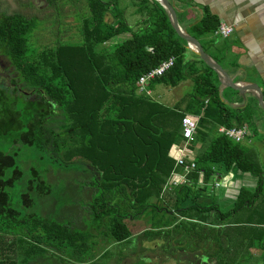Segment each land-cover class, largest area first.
Instances as JSON below:
<instances>
[{"label":"trees","instance_id":"obj_1","mask_svg":"<svg viewBox=\"0 0 264 264\" xmlns=\"http://www.w3.org/2000/svg\"><path fill=\"white\" fill-rule=\"evenodd\" d=\"M112 3L116 6V0ZM137 3L144 27L132 30L117 9L108 23L107 3L87 0L82 42L39 50L28 44L34 18L0 16V51L18 75L20 86L12 82L13 90L24 101L16 106V96L0 87V136L14 133V145L36 146L65 164L83 161L85 169L98 172L93 182L101 200L93 215L98 233L50 217L22 216L6 190L22 170L16 152L0 150V264H37L29 257L46 240L68 248L66 259L83 263L95 255L89 251L97 235L126 243L136 231L147 239H164L160 251L165 255L174 246L212 264H242L256 252L264 255V163L252 147L218 130L246 125L250 108L230 105L213 69L195 53L203 67L188 59L187 43L173 29L166 8L155 0ZM218 24L205 15L189 29L212 34ZM121 32L130 36L108 47L106 42ZM170 56L173 67L148 87L176 86L188 70L191 88L172 106L137 91L138 77ZM186 115L197 117L187 145L195 167L186 183L164 189L172 171H182L170 149L185 142L181 120ZM6 169H11L8 177ZM31 174L21 194L25 206L33 203L30 191L49 193L47 181L33 167ZM228 174L234 193H215L214 180ZM143 215L148 223L140 227Z\"/></svg>","mask_w":264,"mask_h":264},{"label":"rangeland","instance_id":"obj_2","mask_svg":"<svg viewBox=\"0 0 264 264\" xmlns=\"http://www.w3.org/2000/svg\"><path fill=\"white\" fill-rule=\"evenodd\" d=\"M103 1L107 3L104 20L108 23L113 22L116 9L113 6V0ZM12 13L35 19L36 26L30 35L28 44L30 49L39 50L46 46L82 42V18L89 15V10L87 0H0V16ZM129 36L130 33L121 32L118 36L109 39L106 42L107 46L111 48L115 43ZM189 51L192 57L188 59H195L203 67L204 61L199 62L193 54L195 52L191 49ZM186 73V77L176 86L154 84L152 89L147 87L146 89L149 90L147 95L151 99L172 106L191 88V76L188 70ZM12 82L20 86L17 73L14 72L7 57L0 51V87L8 89L9 94L16 96V106H23V96L19 90H13L15 85ZM137 91L140 90L137 89ZM251 122L252 118L246 124L248 128L252 127ZM260 136L261 134L256 132L251 136V145L247 138H244L242 143L252 147L259 162L264 163V145L260 144ZM15 137L14 133L8 137L0 136V150L16 152V166L22 170L21 178L12 186L6 187L10 195L11 206L17 209L22 216L35 214L50 217L60 222H67L74 229L98 233L99 231L95 229L97 223L93 218L101 201L97 198L100 189L93 182L98 172L92 170L91 167L85 169L88 166L80 160L65 164L60 157L55 158L36 146H23L19 143L14 145ZM173 152L176 153L174 149ZM32 167L47 181L49 193L38 195L30 191L33 203L25 206L21 194L28 189ZM10 173L11 169H6L4 177H8ZM146 216L143 215L137 225L146 226L148 223ZM135 227H131L132 230ZM163 240L147 239L136 231L128 242L117 243L99 234L96 237L95 249L92 248L89 251L95 255L90 254L89 259L83 263H78L74 259H66L65 252H68V248L55 247L56 241L46 240L41 244L43 249H37V253L34 257H29V261L37 264H212L199 253H184L175 249L174 246L168 251V255H165L160 251ZM148 257L151 259L149 263Z\"/></svg>","mask_w":264,"mask_h":264},{"label":"crops","instance_id":"obj_3","mask_svg":"<svg viewBox=\"0 0 264 264\" xmlns=\"http://www.w3.org/2000/svg\"><path fill=\"white\" fill-rule=\"evenodd\" d=\"M116 9L128 27L136 30L144 27V15L137 8V0H116ZM157 1V0H155ZM181 28L197 38L206 52L213 57L224 71L245 87L257 85L264 101V0H170ZM158 2V1H157ZM159 3V2H158ZM120 8L122 10H120ZM209 15L217 23L233 27L225 38L213 39L212 34H197L189 28L203 16ZM187 57H192L190 51ZM198 67H202L197 63ZM218 78V77H217ZM224 98L234 107H249L252 127L248 128L246 138L251 145V136L261 134L260 144L264 145V110L259 105L255 92L251 89L239 93L228 86L221 85ZM248 127V126H247ZM225 193H234V183ZM242 264H264V255L256 252L249 262Z\"/></svg>","mask_w":264,"mask_h":264},{"label":"built area","instance_id":"obj_4","mask_svg":"<svg viewBox=\"0 0 264 264\" xmlns=\"http://www.w3.org/2000/svg\"><path fill=\"white\" fill-rule=\"evenodd\" d=\"M233 31V27L231 25H227L225 23H219L217 28L212 33L213 39L225 38L228 37ZM175 62V57L170 56L164 60H162L157 66L145 71L142 73L137 80V86L139 92L148 93L149 83L162 76L166 71L173 67ZM182 123V136L185 139L183 146H174L170 149V155L175 159L176 165L182 167V171H172L169 176L166 184L164 185V189H171L174 186L181 185L186 183L187 174L190 170L194 169L195 164L193 161V152L188 149L187 145L192 139L193 133L195 132V128L197 126V117L194 115H186L181 120ZM218 130L224 133L228 138H231L234 141H242L246 138L248 133L247 125L233 126L229 128L218 127ZM173 149L176 153L173 152ZM185 160L189 162L186 163ZM232 179V174H228L224 177L217 178L213 182V188L215 193L225 194L227 187L229 185V180ZM232 181H230V184Z\"/></svg>","mask_w":264,"mask_h":264},{"label":"water","instance_id":"obj_5","mask_svg":"<svg viewBox=\"0 0 264 264\" xmlns=\"http://www.w3.org/2000/svg\"><path fill=\"white\" fill-rule=\"evenodd\" d=\"M161 5L166 8L168 11L169 21L175 30V32L186 41L189 49L193 50L195 54L203 60L213 71L216 73L218 80L221 85L231 87L232 89L238 91L239 93H245L248 90H253L255 93V97L259 103V105L264 110V101L263 94L261 89L257 85H250L245 87L239 82L233 81V79L228 75L226 71L222 69V67L217 63V61L211 57L202 47L201 43L197 38L192 36L186 29L180 27L177 21V17L175 15L174 5L170 0H157Z\"/></svg>","mask_w":264,"mask_h":264},{"label":"flooded vegetation","instance_id":"obj_6","mask_svg":"<svg viewBox=\"0 0 264 264\" xmlns=\"http://www.w3.org/2000/svg\"><path fill=\"white\" fill-rule=\"evenodd\" d=\"M148 260H149L148 263L151 262V261H150V260H151L150 257H148Z\"/></svg>","mask_w":264,"mask_h":264}]
</instances>
